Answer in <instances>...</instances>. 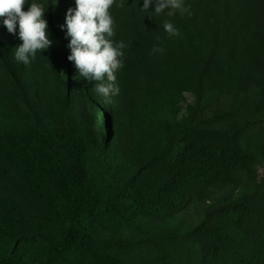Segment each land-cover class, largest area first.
<instances>
[{
	"label": "rangeland",
	"instance_id": "1",
	"mask_svg": "<svg viewBox=\"0 0 264 264\" xmlns=\"http://www.w3.org/2000/svg\"><path fill=\"white\" fill-rule=\"evenodd\" d=\"M220 1L185 0L192 15L177 12L170 17L180 35L169 37L163 32L157 46L165 52L151 55L141 42L138 14L143 0H116L110 9L115 21L113 40H123L128 48L124 67L116 73L120 92L111 104L94 91L95 82L73 78L77 74L74 62H69L70 76L65 80L63 59L70 51L60 32L50 25L59 28L47 6L44 18L53 44L46 51L38 50L27 66L15 59V48L22 43L18 25L16 35L10 34L0 17V128L31 122L45 128L58 123L85 132L110 163L117 182L133 179L143 191L169 179L180 148L194 129L240 131L257 155L254 168L260 179L264 175V16L236 27L237 35L231 41L225 36L217 38L212 24L221 14ZM233 1L229 0V6ZM236 1L238 8H245L251 0ZM31 3L26 1L23 10ZM121 3L125 7H119ZM64 5L65 16L67 9L76 8L75 0H64ZM8 67L19 69L21 83L13 79ZM26 99L37 107L36 113ZM91 100L107 110L110 118L106 148L100 144ZM250 185L244 175L219 183L141 237L156 242L169 264H191L197 246L185 237L187 233L201 222L208 207L238 198ZM30 228L59 238L65 232L20 171L0 159V250L40 256L45 250L42 243L18 238Z\"/></svg>",
	"mask_w": 264,
	"mask_h": 264
},
{
	"label": "trees",
	"instance_id": "2",
	"mask_svg": "<svg viewBox=\"0 0 264 264\" xmlns=\"http://www.w3.org/2000/svg\"><path fill=\"white\" fill-rule=\"evenodd\" d=\"M26 1L44 4L58 26L65 24L64 0L55 4L53 0ZM235 2L230 6L229 0L218 3L221 14L212 24L215 37L231 41L236 27L264 16V0H251L245 6L248 10ZM138 17L141 42L151 51L170 17L167 10L156 15L154 6L147 13L139 10ZM50 25L68 45L67 29ZM63 62L68 82L70 61L64 57ZM8 71L17 83L22 82L17 67ZM25 103L37 112L30 100ZM91 106L100 144L106 148L111 137L109 115L94 100ZM0 159L20 171L65 228L60 238L34 228L20 232L19 239H37L45 246L44 252L37 256L0 250V264H169L165 251L141 236L176 217L211 187L237 175L251 181L249 189L221 206L208 207L201 222L185 236L197 246L191 264H264V175L257 179V155L240 131L194 129L187 134L169 179L146 191L133 179L117 182L110 163L89 136L58 123L45 128L35 122L0 128Z\"/></svg>",
	"mask_w": 264,
	"mask_h": 264
},
{
	"label": "clouds",
	"instance_id": "3",
	"mask_svg": "<svg viewBox=\"0 0 264 264\" xmlns=\"http://www.w3.org/2000/svg\"><path fill=\"white\" fill-rule=\"evenodd\" d=\"M57 0H53L55 4ZM76 8L67 9L65 24L66 38L71 37L67 47L71 54L67 60L74 62L77 81L84 79L94 83V91L103 98L104 103H113V97L120 92L116 73L124 67V50L128 48L123 40L115 42V21L110 9L116 0H75ZM26 0H0V17L10 34L16 35L22 43L15 49V59L26 66L36 58L37 51L48 50L53 41L49 39L48 22L45 17V5L33 2L25 11ZM123 8L125 5H118ZM154 6V13L160 15L167 10V16L192 15L191 5L185 0H143L142 12L147 13ZM150 18L151 15H149ZM163 29L169 37L180 35L179 29L170 21L163 22ZM160 40V37H157ZM164 47L154 45L151 55L163 54Z\"/></svg>",
	"mask_w": 264,
	"mask_h": 264
}]
</instances>
